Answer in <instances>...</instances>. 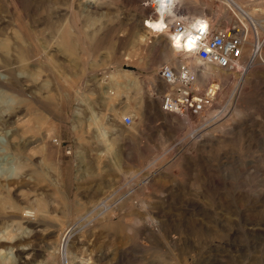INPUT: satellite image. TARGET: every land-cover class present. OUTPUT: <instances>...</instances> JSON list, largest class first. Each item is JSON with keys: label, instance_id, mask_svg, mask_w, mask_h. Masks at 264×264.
I'll return each mask as SVG.
<instances>
[{"label": "rangeland", "instance_id": "374dc122", "mask_svg": "<svg viewBox=\"0 0 264 264\" xmlns=\"http://www.w3.org/2000/svg\"><path fill=\"white\" fill-rule=\"evenodd\" d=\"M147 4L0 0V264H264V0L176 2L252 37L232 68L195 57L218 90L186 118Z\"/></svg>", "mask_w": 264, "mask_h": 264}, {"label": "built area", "instance_id": "2783aa9c", "mask_svg": "<svg viewBox=\"0 0 264 264\" xmlns=\"http://www.w3.org/2000/svg\"><path fill=\"white\" fill-rule=\"evenodd\" d=\"M148 8L144 14L146 19L155 18V8ZM176 12V9H175ZM161 28L168 31L170 42L178 47L179 53L195 56L197 59L213 63L218 67L232 68L239 61L242 49L246 45V28L237 21L216 27L208 16L199 18L197 24L186 31L187 17L185 15L162 14ZM190 47V49H189ZM159 80L170 89L160 96V107L179 115L198 114L205 104L214 96L215 89L210 85L206 89L197 90L194 87L195 71L185 61L173 64H161L156 71ZM121 122L129 125L132 122L130 114L122 115Z\"/></svg>", "mask_w": 264, "mask_h": 264}, {"label": "bare ground", "instance_id": "6f19581e", "mask_svg": "<svg viewBox=\"0 0 264 264\" xmlns=\"http://www.w3.org/2000/svg\"><path fill=\"white\" fill-rule=\"evenodd\" d=\"M178 0H152V3H153V7L155 8V11H156V13H157V16H158V19H160V22H161V17H162V14H169V17L170 16H172V15H175V9H176V2H177ZM11 2V1H10ZM81 2V1H80ZM81 4H82V2H81ZM80 5V4H79ZM81 6V5H80ZM79 6V7H80ZM245 16H246V18H247V20H249V22H252V18L247 14V13H245ZM63 17H64V14H58V17H57V19H56V23H55V25L56 26H58V28H62V26H65V24H66V20L65 19H63ZM156 18V17H155ZM244 19V18H243ZM19 20V19H18ZM199 21V17H196V18H193V19H191L190 21L189 20H187V25H186V31L187 32H189L190 31V29L192 28V27H194L196 24H197V22ZM254 22V21H253ZM19 24V23H18ZM156 24V23H155ZM159 24V23H158ZM161 24V23H160ZM159 26V25H158ZM157 30V29H156ZM160 30V29H159ZM60 39H61V41H64V39L66 38V32H65V30L64 29H60ZM164 32V31H163ZM247 33V32H246ZM167 34V33H166ZM247 35V34H246ZM59 37V36H58ZM246 40L247 41H249L250 42V40L252 41V37H249V38H247L246 37ZM166 42H167V45H168V47L171 49V50H173V51H176V52H179L178 51V47H176L175 45H177V42L175 43V44H172L171 42H170V39H169V36L166 38ZM189 49H190V47H189ZM257 47H255V49H254V51H253V53H252V57H251V60H250V62L252 61V59H254V57L257 55ZM182 54V53H181ZM182 55H184L185 56V60H183V61H185L186 63H188L189 65H190V67L194 70V66H196V62H197V60L195 59V56H193V55H191V53H188L187 55L186 54H182ZM182 61V62H183ZM239 62V61H238ZM238 62L236 63V64H238ZM204 63V62H203ZM206 63H208V62H206ZM205 64V63H204ZM210 64H213V63H210ZM235 64V65H236ZM207 65V64H206ZM213 65H215V64H213ZM216 66V65H215ZM218 67V66H217ZM222 68V67H221ZM216 69V68H215ZM218 70V69H217ZM165 84V83H164ZM167 86V85H166ZM211 87H214V89H215V92L218 90L217 89V84H212V85H210ZM168 87V86H167ZM169 89H170V87H168ZM214 92V93H215ZM160 98H161V96H160ZM213 99V96L211 97V99H210V101ZM209 102V101H208ZM204 106H206V104L204 105ZM162 110H164L163 108H162ZM164 111H168V110H164ZM175 114H177V113H175ZM180 116H183V118H186L188 115H186V114H183V115H180ZM185 120H188V119H185ZM191 135H193V134H191ZM3 149V148H2ZM10 160V159H9ZM11 161V160H10ZM11 166V165H10ZM9 172H11L12 173V171L14 170V166L12 165L11 167H8V169H7ZM105 207V206H104ZM66 235H67V233L64 235V237H63V235H62V237L64 238V240H65V238H66ZM62 241V240H61Z\"/></svg>", "mask_w": 264, "mask_h": 264}]
</instances>
